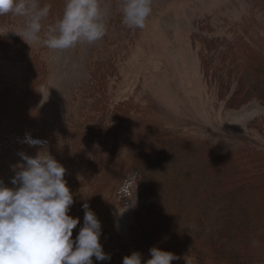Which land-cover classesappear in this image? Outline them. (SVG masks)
Wrapping results in <instances>:
<instances>
[{
    "label": "rangeland",
    "instance_id": "rangeland-1",
    "mask_svg": "<svg viewBox=\"0 0 264 264\" xmlns=\"http://www.w3.org/2000/svg\"><path fill=\"white\" fill-rule=\"evenodd\" d=\"M122 5L100 0L105 36L62 51L43 41L65 4H51L40 40L28 44L18 35L25 18L0 15V180L18 187L11 178L24 163L19 153L39 150L23 142L25 134L46 137L66 169L68 215L80 220L72 239L84 203L101 222L99 242L111 259L93 264H122L134 251L142 264L149 259L145 245L130 241L135 224L180 257L171 264H224L222 246L240 264H264V92L230 100L211 68L234 51L264 52V0H151L143 29L122 23ZM210 39L219 47L208 65L202 51ZM101 127L112 134L105 142ZM137 169L142 185L153 184L150 203L114 188ZM169 200L178 217L154 227L161 217L151 205L162 213Z\"/></svg>",
    "mask_w": 264,
    "mask_h": 264
},
{
    "label": "clouds",
    "instance_id": "clouds-1",
    "mask_svg": "<svg viewBox=\"0 0 264 264\" xmlns=\"http://www.w3.org/2000/svg\"><path fill=\"white\" fill-rule=\"evenodd\" d=\"M51 4L40 0H0V15L12 14L25 18L26 26L18 34L27 43L40 40L42 23L49 17ZM122 23L129 29H143L151 14V0H123ZM107 28L100 0H65L62 16L47 25L44 45L52 50H67L79 42L94 43L102 39ZM28 44V43H27ZM24 143L39 147L34 157L20 152L24 161L11 178L10 188L0 180V264H93L109 261L100 237L101 222L87 203L83 224L75 240L73 229L79 218L68 215L74 203L64 179L66 169L46 149V141L25 134ZM132 178L126 179L119 195L127 197ZM256 242L253 241V244ZM150 258L143 264H171L180 259L158 247L149 249ZM138 251L122 258V264H142Z\"/></svg>",
    "mask_w": 264,
    "mask_h": 264
},
{
    "label": "trees",
    "instance_id": "trees-1",
    "mask_svg": "<svg viewBox=\"0 0 264 264\" xmlns=\"http://www.w3.org/2000/svg\"><path fill=\"white\" fill-rule=\"evenodd\" d=\"M60 1H61L60 3H57V0H52L51 4H63V5L65 4V0H60ZM239 41L240 40H235L233 42H230V44H233V47L235 48L239 44ZM210 42L214 44L213 49L210 48L212 47V44H208ZM215 43L216 42H212V39H210V41H206V40L204 41L202 55H203V58L206 57L205 60L207 61H205V63L208 65H210L209 60L214 59V54L216 50L218 49L216 47H219L218 43L216 44ZM239 47L246 48V44L245 46L241 44ZM235 52L238 54L237 51L232 52L233 56L230 58L229 61L220 60L218 58L215 59L216 63L214 64V66H211L212 72H213L212 78L216 77L219 92L224 93V94L226 93V91H228L229 94L233 92V94H231L230 96V100H232V98L235 99V97L239 95L238 101H243L246 98H248V96L252 97L255 95L256 96L259 95L260 90L264 92V52H262L261 50V51H257L255 54L248 53L247 55H244L242 57L236 55ZM208 54H211L210 57L212 58L210 59L207 58ZM235 60H236V63H234ZM238 61H242L243 64L239 66ZM249 76L251 77V80H248ZM101 80H103L102 75H101ZM95 82H96V87L98 88L97 95H99V98H100V93H102V90H101L102 86H101V83H99V81H95ZM232 86H234L233 90H232ZM96 133H98V139L101 142H105L104 139H110V135L112 137V134L110 133L108 134V132H106V130H104L102 127L99 128ZM35 139L46 141V144L49 143V140L46 137L39 138V136H37V138ZM62 151H63V148L61 152ZM92 161H93V165H98L100 163V159L96 162L94 160ZM144 166H145V163L142 165V168H141L142 171L150 170V169H145ZM182 169H184V167L179 168V170H177L178 173H181ZM143 177L144 175L142 176L139 169L134 170L131 173H128L127 176H124L121 174L120 178L118 179L119 181L118 183H116L114 188L117 189V192L119 194V189L122 186L123 182L126 179L132 178V187L127 193V195L135 191L136 196L139 195V197H143L142 200L146 201L147 203H150L151 200L154 199L153 189H152L153 184L151 183L149 185L148 184L146 185V183H144V185H142L143 183L141 184V180H144ZM134 186H135V189H133ZM170 205H171V202L169 200L168 203L164 205L165 208L163 209L164 211H162V213L160 209L158 210V208H156L157 206L153 207L151 205L152 208H155V210L158 211V215H160L161 217V221L157 223L156 225H154V227H158V226L162 227V223H165L167 221L166 216L174 217V218L178 217V214L170 213L169 211ZM205 208L207 209V205H205L204 209ZM179 209H180V205L176 213H178ZM129 238H130V241L136 244L135 246L138 248H141L139 247V245H145V249H143L144 252L146 251L149 252V249L151 248L150 246L152 245L158 247V245L155 244V240H152V235L148 232V228L146 229V227L143 225L135 224L131 230V234ZM159 246H161V250L165 251L164 249L165 245L159 244ZM147 248L148 250H146ZM217 251L219 250L217 249ZM225 252H226V248L222 246V257L224 256L222 262H224V264H240V260L236 259L234 255H232L231 253H225Z\"/></svg>",
    "mask_w": 264,
    "mask_h": 264
},
{
    "label": "bare ground",
    "instance_id": "bare-ground-1",
    "mask_svg": "<svg viewBox=\"0 0 264 264\" xmlns=\"http://www.w3.org/2000/svg\"><path fill=\"white\" fill-rule=\"evenodd\" d=\"M201 207V206H200ZM218 208V207H217Z\"/></svg>",
    "mask_w": 264,
    "mask_h": 264
}]
</instances>
